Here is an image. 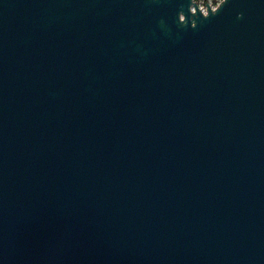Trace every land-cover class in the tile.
I'll return each instance as SVG.
<instances>
[{
	"label": "water",
	"instance_id": "obj_1",
	"mask_svg": "<svg viewBox=\"0 0 264 264\" xmlns=\"http://www.w3.org/2000/svg\"><path fill=\"white\" fill-rule=\"evenodd\" d=\"M0 264H264V0H0Z\"/></svg>",
	"mask_w": 264,
	"mask_h": 264
},
{
	"label": "built area",
	"instance_id": "obj_2",
	"mask_svg": "<svg viewBox=\"0 0 264 264\" xmlns=\"http://www.w3.org/2000/svg\"><path fill=\"white\" fill-rule=\"evenodd\" d=\"M196 1L198 3L199 7L204 12H206L207 4H210L212 7L215 8L221 0H196Z\"/></svg>",
	"mask_w": 264,
	"mask_h": 264
}]
</instances>
